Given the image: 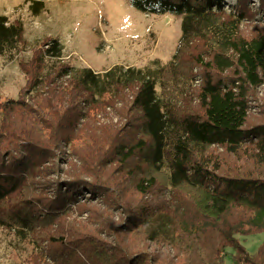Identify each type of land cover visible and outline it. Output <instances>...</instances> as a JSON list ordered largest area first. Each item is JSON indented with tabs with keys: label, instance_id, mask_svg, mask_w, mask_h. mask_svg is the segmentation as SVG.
<instances>
[{
	"label": "trees",
	"instance_id": "trees-1",
	"mask_svg": "<svg viewBox=\"0 0 264 264\" xmlns=\"http://www.w3.org/2000/svg\"><path fill=\"white\" fill-rule=\"evenodd\" d=\"M250 3L251 0H130L131 6L144 14L182 16L181 36L172 58L167 62L156 59L144 67L115 64L103 71L77 68L64 61V47L58 38L48 41L36 55V68L30 72L24 66L28 75L26 97L0 104V124L2 128L6 125L3 129L8 134L3 133L5 138L0 140V206L25 186V177L43 159L41 155L36 158L38 146L33 141L39 144L50 137L54 142L60 126L62 135L66 131L63 141L68 145L72 142L76 123L72 118L66 127L65 116L59 117L57 107L67 101V93L69 98L75 93L87 100L121 97L139 113L142 134L149 142L145 144L149 146V164L158 172L164 171L169 187L187 195L192 205L174 214H158L156 219L163 218L159 228L170 231L172 227H185V232L211 239L214 250L209 264H264V239L255 253L244 245L246 237L264 232V122L249 123V93L264 83V29L248 37L242 34L244 22L259 20L252 11L256 4ZM259 6L264 9V0H259ZM43 8L44 0H33L35 13ZM23 34L21 23L0 14V57L13 61ZM197 67L205 71L198 88L193 86ZM228 70L233 71V76H223ZM56 94L59 97H54ZM189 95L195 96L192 104L181 105L191 102ZM46 101L50 105L44 109ZM51 117L56 118L55 124ZM29 125L39 126L40 135L26 131ZM142 143L141 140L125 148L122 161L129 160ZM212 145L235 155L242 152L250 172L239 169L220 175L219 164L213 165L205 156ZM84 182L78 174L66 182L59 180L56 200L44 210L35 212L28 206L3 214L0 207V226L15 229L23 239L39 233V239L49 240L48 247L34 241L39 253L30 262L172 264L160 254L129 253L121 242H111L91 226L74 224L52 234L40 233L37 225H56V219L65 211L79 205L76 193ZM153 183V179L144 178L137 187L145 192ZM152 216L147 212L142 218Z\"/></svg>",
	"mask_w": 264,
	"mask_h": 264
},
{
	"label": "rangeland",
	"instance_id": "rangeland-1",
	"mask_svg": "<svg viewBox=\"0 0 264 264\" xmlns=\"http://www.w3.org/2000/svg\"><path fill=\"white\" fill-rule=\"evenodd\" d=\"M235 1L227 0L228 3ZM251 1V6L256 4L252 11L260 21L243 23L241 32L247 37L264 29V9L259 6V0ZM32 3L33 0H0V14L24 27L23 42L16 58L10 61L0 57V104L26 97L28 75L24 68L30 72L36 68L37 53L52 38H58L63 44L64 61L69 65L103 71L115 64L144 67L156 59L167 62L174 55L181 36L182 16L144 14L131 6L130 0H44V8L39 13L34 12ZM193 72L197 76L193 86L198 88L205 71L197 67ZM223 76H233V71L228 70ZM69 95L70 92L63 106L61 103L57 107L59 117L65 116L66 127L69 126L67 120L71 122L73 118L76 123L72 142L68 145L63 141L66 131L62 135L60 126L54 142L45 136L39 144L33 141L38 146L36 158L41 155L43 159L35 161L38 164L25 177V186L1 204L2 213L22 211L28 206L35 212L46 209L47 204L56 200L59 186L56 183L66 182L78 174L85 181L76 193L79 205L65 211L56 219V225L49 222L37 225L40 233L52 234L74 224L91 226L111 242H121V247L129 253L160 254L167 256L172 264H209L214 250L211 239L185 232V227H172L170 231L159 228L163 218L156 219L158 214H174L175 210L192 208V205L187 195L169 187L164 171L158 172L149 164L146 156L149 146H145L149 142L142 134L139 113L121 97L87 100L76 97L75 93L70 98ZM194 97L189 95L187 99L191 102L180 104L189 106ZM249 99V123L264 122V83L252 88ZM49 105L44 102V109ZM7 111L8 108L4 110ZM55 120L50 118L52 124ZM2 126L0 124V140L8 135L3 129L6 125ZM33 126H27L26 131L40 135V127ZM141 140L143 143L139 146L142 147L123 162L125 148ZM205 156L213 165L219 164L220 175L233 174L239 169L250 172L247 170L251 167L242 152L235 155L212 145ZM2 157L1 154L0 163ZM144 178L153 179L154 183L141 192L137 185ZM81 205L83 207L79 208ZM147 212H152L153 216L143 219ZM39 238L40 234L35 233L30 239H23L15 229L0 226V264H28L39 253L35 240L41 246L51 245L49 240ZM263 239L264 232L255 233L245 238L244 245L250 253H255ZM74 264H83V261L77 260Z\"/></svg>",
	"mask_w": 264,
	"mask_h": 264
}]
</instances>
